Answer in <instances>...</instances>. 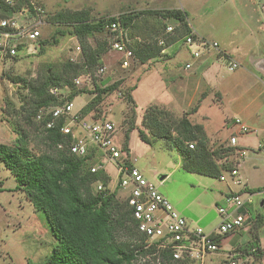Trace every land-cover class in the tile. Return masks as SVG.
Returning <instances> with one entry per match:
<instances>
[{
	"label": "rangeland",
	"instance_id": "1",
	"mask_svg": "<svg viewBox=\"0 0 264 264\" xmlns=\"http://www.w3.org/2000/svg\"><path fill=\"white\" fill-rule=\"evenodd\" d=\"M24 1L38 3L45 10L42 41L26 42L16 57L0 60V143L13 144L21 134L26 137V144L34 155L48 151L41 126L34 116L28 121L23 108L27 107L25 102L29 96L27 84L43 79L50 85L47 91L53 86L60 89L57 99H67L73 90L80 91L72 99L73 110H79L87 102L89 117L93 115L112 121L118 146L123 145L125 134L129 133L127 156L144 165V175L177 212L183 214L180 209L186 205L188 213H184L188 217L183 215L205 232V220L209 227L217 226L215 199L220 200L222 192L229 186L233 189L238 186L232 184L230 177L225 182L218 177L186 171L173 143L155 137L159 130L153 118L156 117L157 123L169 130L173 137L177 136L175 127L182 117L191 123H201L208 136V151L214 153L216 161L230 165V168L240 165L237 169L242 183L250 188L264 187V79L256 72L254 76L242 74V69H252L247 62L248 56L264 61V0ZM18 9L14 12L20 11L21 7ZM143 10H180L186 14V27L173 19L162 20L163 27L156 22L150 23L139 14ZM76 13L92 24L108 17L140 15L125 25L130 35H139L145 42L155 41L158 37L168 42L172 39L173 45L168 47V44L165 52L145 62L133 57L127 67H121L119 54L108 44L110 33L104 28L86 38V45L100 51L101 55L100 64L85 71L83 47L73 33L77 22L66 20L67 16ZM58 14L65 18L52 20ZM167 25L176 28L175 32L165 33ZM197 28L203 35L222 41L223 45L230 43V49L236 44L239 46L237 52L244 60V67L229 71L223 61L224 68L219 69L223 90L215 86L213 80L210 87L203 76L199 79L198 69L180 68L181 60L188 57L183 40L185 31L196 34ZM71 62L83 63L79 67L80 73L72 78V87L51 85L50 81L63 69L69 70L71 75L70 69H74L68 66ZM101 67L105 70L99 73ZM86 74L92 79L89 80ZM79 76L78 86L74 79ZM116 81V88L98 95L95 85L104 88ZM146 109L149 114L144 118ZM158 110L160 115H155ZM235 117L249 128V132H238L233 123ZM138 130H143L153 142L148 144L141 140ZM233 131L238 136L237 143L247 149L243 158L227 144ZM105 169L110 176L108 187L114 190L118 179L117 165L114 161H105ZM162 175L165 177L160 179ZM15 186L13 174L0 161V264H45L56 240L43 212L36 210L22 191L15 190ZM115 191L118 201H124L125 192ZM252 199L253 210H260L261 195L256 192ZM175 203L178 207L174 206ZM263 224L264 218H260L248 233L238 235L233 242L244 239L243 242L226 255L233 254L240 264H261L264 259ZM218 260L219 256L214 252L204 257V264H216Z\"/></svg>",
	"mask_w": 264,
	"mask_h": 264
},
{
	"label": "trees",
	"instance_id": "2",
	"mask_svg": "<svg viewBox=\"0 0 264 264\" xmlns=\"http://www.w3.org/2000/svg\"><path fill=\"white\" fill-rule=\"evenodd\" d=\"M22 1L24 0H15L12 4H8L5 0H0V16H10L14 11L19 10V7L22 8L30 3L24 1L23 5ZM139 14L150 23L156 22L162 27L164 26L162 20L167 19L176 20L186 27V14L180 10L164 12L143 10ZM137 16L121 15L117 18L122 24L127 25L133 18L139 17ZM62 18H65L63 14H58L52 17V20L58 21ZM115 18L108 17L105 21L92 24L79 17L78 13L67 16L66 20L77 22L73 27V33L83 47L82 60L87 68L85 71L90 70L93 65H99L101 55L100 51L86 45V38L95 31H102L106 22L115 20ZM188 32L186 30L185 34ZM132 36L140 38L139 35ZM41 41L42 39L38 42ZM173 41L172 39L169 42L165 40L164 45L160 46L157 44V38L155 41L147 42L141 41V38L139 41L134 40L131 43L134 59L142 63L154 58ZM23 45L19 44L17 50ZM80 65L68 63V66L74 68L70 69L71 75L69 70L63 69L61 74L53 77L54 79L50 81L51 85L72 87V78L80 73ZM117 85L118 81L104 88L95 85V89L100 96L102 92L111 91ZM49 86L43 79L27 84L29 96L26 102L24 101L27 107L23 108L28 121L32 116L35 119V112L38 108L66 100L50 95L47 91ZM79 92L73 90L66 98L72 100ZM88 104L86 102L79 109L80 115L90 113ZM145 112L144 118L149 114V110L146 109ZM160 113L161 111L158 110L155 115H160ZM152 120L159 130L155 137L164 138L173 143V147L182 157V167L186 171L219 177L223 171L231 169L230 165L218 163L213 157L214 153L208 151L207 136L201 124L191 123L186 117H182L175 127L177 136L173 137L169 130L157 123L156 117ZM38 124L44 132V141L48 151L34 155L26 144V137L18 134L13 144L0 143V161L13 174L16 181L15 190L22 191L33 207L43 212L56 240L44 263L132 264L136 254L143 252L140 245L141 236L136 230V221L132 218L126 199L124 198L122 202L118 201L115 193L117 188L109 189L110 176L106 169L102 167L95 172L90 171L93 164H103V159H101L103 154L97 148L91 147L83 156L70 153L66 147L59 149L57 144L62 142L65 136L59 132L58 128H45L43 121ZM138 135L148 144L153 142L143 130H138ZM128 140L129 133H126L122 145V149L126 152L129 149ZM189 142H193V148H189ZM97 181L104 185V191L95 190L94 184ZM246 189L249 192H258L262 188ZM259 218L260 216L257 220ZM253 248L255 250H252L256 251V247Z\"/></svg>",
	"mask_w": 264,
	"mask_h": 264
},
{
	"label": "built area",
	"instance_id": "3",
	"mask_svg": "<svg viewBox=\"0 0 264 264\" xmlns=\"http://www.w3.org/2000/svg\"><path fill=\"white\" fill-rule=\"evenodd\" d=\"M12 4L10 0H5ZM45 10L38 4L30 2L18 12L10 16H0V60L12 59L18 54L17 46L26 42L40 41L41 25L45 23ZM105 29L109 31L108 44L119 54V64L127 67L133 59L131 43L140 40L129 33L127 26L119 18L106 22ZM174 27L167 25L165 33L172 34ZM186 46H198L200 49L191 51L193 57L200 55V50L213 48L220 52L218 43L206 40L189 31L183 37ZM163 37L157 38V44L162 46ZM80 47L78 46L77 49ZM164 52V48L161 53ZM222 57H226V54ZM238 62L226 58V68L235 70ZM185 67H190L189 63ZM104 67L98 69L104 72ZM86 77L91 80L90 74ZM81 76L74 79L79 86ZM50 95L57 98L60 89L53 86L48 89ZM46 117V118H45ZM35 120L43 121L47 129L58 128L65 136L57 144L59 149L66 147L77 156H83L88 149L97 148L103 154V161H114L117 165V182L115 187L125 192V199L130 208L132 218L136 221V230L141 236L140 245L143 252H138L132 264H204V257L220 249L219 239L240 231H249L257 221L264 207V187L257 193L261 195L260 210L254 208L252 196L256 192H249L245 187L239 191H230L223 195L216 211L219 223L211 232H205L200 227H190L186 218L178 213L171 203L158 191L157 186L135 166V158L127 156V152L115 142V124L107 119L80 115L79 110H73V100L66 99L55 105L43 106L35 112ZM238 132L247 133L249 128L238 118L233 120ZM193 148V142L188 143ZM228 146L235 148L239 157H244L246 149L238 147L236 135L228 139ZM104 167V164H93L91 172ZM238 164L219 175L220 180L230 177L235 184H241L238 176ZM97 192L105 190L104 185L97 181L94 184ZM262 203V206H261ZM263 217V216H262ZM224 264H240L235 256L227 255Z\"/></svg>",
	"mask_w": 264,
	"mask_h": 264
},
{
	"label": "crops",
	"instance_id": "4",
	"mask_svg": "<svg viewBox=\"0 0 264 264\" xmlns=\"http://www.w3.org/2000/svg\"><path fill=\"white\" fill-rule=\"evenodd\" d=\"M198 29V28H197ZM195 29V31L198 33H196L197 35H201L200 37L206 39V40H209V41H215L218 43V49H219V53L216 49H213V48H207V49H202L200 50V55L198 57H193L191 55V51L192 49L195 50V49H200V47L198 46H186L187 48L186 49V52H187V55L188 57L185 58L184 60L182 59L181 60V65H180V68L181 69H198V71L200 72V76H199V79L202 78V76L206 79L207 81V84L210 85V87L212 86V82L215 84V86H217L218 88H220L221 90L222 87H221V82H222V75L220 74V70L221 68H224L223 65H221L223 63V61L226 62V58L227 56L233 60H235L236 62H238L239 66L233 70L234 72L239 69L240 67H244L243 66V63H244V60L241 59L238 55V45L236 44L234 46V48H229L230 47V43H226L223 45V42L222 41H219L218 39H215V38H209L208 36L206 35H203L202 32L198 29ZM173 45V43L171 42L168 47H171ZM167 50V48L165 47L164 48V52ZM226 54V57H222V54ZM248 63L250 64V66H252L251 68L252 69H242V74L243 75H248V76H254V72H256L262 79H264V61L261 59V58H256L254 56H248ZM186 63H189L190 64V67L186 68L185 67V64ZM226 65V64H225ZM211 80H213L212 82H210ZM199 86V83L197 82V87ZM204 102V101H203ZM202 103V102H201ZM203 105V104H202ZM201 105V106H202ZM201 106L199 107V112H201ZM204 115V114H203ZM201 124V123H200ZM202 125V124H201ZM203 126V125H202ZM205 129V127L203 126V130ZM230 129V128H229ZM234 133H232L231 135H235V131H233ZM206 134V133H205ZM230 135V136H231ZM207 136V134H206ZM229 136V137H230ZM208 138V136H207ZM229 139V138H228ZM237 139H238V136H237ZM228 144V143H227ZM238 144V143H237ZM238 147H241V148H245V147H242L241 145L238 144ZM246 149V148H245ZM247 151V149H246ZM103 164H104V168H105V161H103ZM135 166L141 171V173L144 175L145 173V167L143 164L141 163H138L134 162ZM240 166V165H239ZM238 166V168H239ZM238 175H239V169H238ZM145 176V175H144ZM146 177V176H145ZM162 177L164 178L165 176L162 175ZM147 178V177H146ZM228 177H226V180H227ZM239 178H241L239 176ZM220 180V179H219ZM226 180H220V181H225L227 182ZM241 180V179H240ZM232 184L234 185H237V189H233L231 186L228 187V190L225 191V192H222L221 194V197H220V200L219 199H215V206L220 203L219 201L222 200V197L224 194L230 192V191H239L241 188L245 187V188H250L247 186L246 183H242L241 184H235L232 180H231ZM20 191V190H19ZM175 207H178L177 204L175 203L174 205ZM261 206H262V203H261ZM175 209V208H174ZM180 209V208H179ZM215 210H216V207H215ZM261 213L263 215H261L260 218H264V207H262L261 209ZM181 213L185 214V213H188V210H187V207L186 205L183 207L181 206V209H180ZM185 212V213H184ZM179 213V212H178ZM217 213V211H216ZM183 214H181L182 216H184ZM187 217H188V214H185ZM218 216V214H217ZM263 216V217H262ZM185 217V216H184ZM186 218V217H185ZM259 218V219H260ZM203 219V218H202ZM188 224L190 227H196L194 226L193 222L191 219H188L186 218ZM219 223V217H218V221L216 223V225ZM203 227L204 229L207 231V232H211L215 229V226L213 227H209V224L207 222V220H205L204 224H203ZM264 227V224L263 226H261V228ZM250 231V230H249ZM248 231H240L238 233H235V234H231V235H228V236H225V237H221L219 239V242H220V249L217 251V255L219 256V260L216 262V264H224V261H225V258H226V254L228 253L229 250H232L233 247H236L238 246L239 244H241V242H243L244 239H236L235 242L234 239L238 236V235H241L243 233H245ZM261 240V238H260ZM235 243V244H234ZM239 243V244H238ZM262 246V244L260 245V247ZM263 248V247H261ZM222 259V260H221ZM261 264H264V259L261 260Z\"/></svg>",
	"mask_w": 264,
	"mask_h": 264
},
{
	"label": "water",
	"instance_id": "5",
	"mask_svg": "<svg viewBox=\"0 0 264 264\" xmlns=\"http://www.w3.org/2000/svg\"><path fill=\"white\" fill-rule=\"evenodd\" d=\"M160 179H163V177L161 176Z\"/></svg>",
	"mask_w": 264,
	"mask_h": 264
}]
</instances>
